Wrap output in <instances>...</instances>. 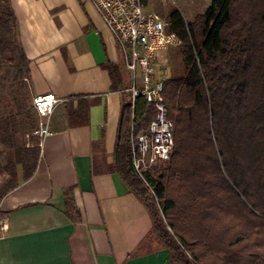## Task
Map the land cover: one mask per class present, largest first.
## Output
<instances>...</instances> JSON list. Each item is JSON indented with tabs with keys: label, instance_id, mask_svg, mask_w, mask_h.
<instances>
[{
	"label": "trees",
	"instance_id": "16d2710c",
	"mask_svg": "<svg viewBox=\"0 0 264 264\" xmlns=\"http://www.w3.org/2000/svg\"><path fill=\"white\" fill-rule=\"evenodd\" d=\"M167 20L182 40L183 73L167 80L164 91L176 126L175 151L169 165L160 167L161 175L151 176L160 199L165 198V220L132 169L131 124L134 114H144L141 100L134 114L131 104L123 106L109 171L145 204L153 222L148 241L155 237L169 250L170 264H264V0H214L190 24L179 10ZM6 52L13 55L10 61H18L19 77L28 80L17 17L11 0H0V55ZM104 68L112 90L124 89L119 66ZM20 98L14 97L18 115L11 111L0 117V141L6 147L10 138L37 126L36 114L24 111L27 96ZM73 100L67 107L70 125L84 112L74 111ZM11 149L4 167L9 181L0 189V201L16 185L15 156L24 168L28 162L29 179L40 155L38 141L32 148ZM65 193L74 207L73 189Z\"/></svg>",
	"mask_w": 264,
	"mask_h": 264
},
{
	"label": "crops",
	"instance_id": "0c3cea01",
	"mask_svg": "<svg viewBox=\"0 0 264 264\" xmlns=\"http://www.w3.org/2000/svg\"><path fill=\"white\" fill-rule=\"evenodd\" d=\"M11 3L34 97L53 93L64 103L33 176L25 178L28 162L24 168L19 157L13 160L16 185L0 201V264H170L169 250L148 241L153 222L145 204L109 171L126 103V87L113 91L104 68L119 66L126 83L113 34L88 0ZM70 99L74 111H84L74 125L67 117ZM28 132L10 138L9 147L0 141V189L9 181L4 167L11 146L37 142ZM70 188L74 207L67 204Z\"/></svg>",
	"mask_w": 264,
	"mask_h": 264
},
{
	"label": "built area",
	"instance_id": "2783aa9c",
	"mask_svg": "<svg viewBox=\"0 0 264 264\" xmlns=\"http://www.w3.org/2000/svg\"><path fill=\"white\" fill-rule=\"evenodd\" d=\"M88 1L95 6L116 39L124 65L132 77V86L125 88L122 93L130 95L133 114L137 102L141 100L145 104L142 117H151L147 128L138 131L141 118L133 115L130 153L134 174L142 180L159 205L161 199L151 176L153 169L169 164L172 160L175 151V122L169 118L164 96L168 79L162 78L158 71L167 67L169 51L181 48L182 40L169 29L166 20L146 9L143 0ZM63 103L64 100L53 93L34 98L37 126L27 137L37 139L40 148L52 136L53 117L57 107ZM2 230L6 231L7 227L3 226Z\"/></svg>",
	"mask_w": 264,
	"mask_h": 264
},
{
	"label": "rangeland",
	"instance_id": "374dc122",
	"mask_svg": "<svg viewBox=\"0 0 264 264\" xmlns=\"http://www.w3.org/2000/svg\"><path fill=\"white\" fill-rule=\"evenodd\" d=\"M214 0H143L144 6L150 12H154L158 14L162 19L167 20L169 13L173 10H179L183 15L184 19L188 24L192 23L195 17L199 14L204 13L212 4ZM169 23V22H168ZM181 48L173 49L169 51L168 58L169 63L167 67H162L159 69V75L166 79H170L172 77L179 76L183 73V68L181 64V57L179 55V51ZM7 56L3 57L0 55V117H7L10 115L11 111H14L15 115H18V110L15 106L14 97L20 98L21 100L27 96L26 106L24 107V111H29L34 113L33 109V100L34 93L31 86L30 78L26 80V78L19 77V65L18 61H10V56H13L11 53L6 52ZM122 57V55H121ZM122 63L124 65L123 57ZM125 70V87L130 88L132 86L133 80L131 75L129 74L127 68L124 65ZM9 93H13V96H9ZM7 94V96H5ZM125 101L130 104V95L125 93ZM34 115V114H33ZM151 120L150 116L141 117L140 125L138 126V131L145 130L147 128L148 122ZM20 121V117H19ZM20 130L23 128L22 125L18 127ZM176 130V126H175ZM26 137V136H25ZM131 137V132H130ZM131 140V139H130ZM169 164L158 166L152 171V176L157 179L161 172L160 167H167ZM166 196V194H165ZM165 199V198H164ZM163 199V200H164ZM160 200V199H159ZM163 200H160L159 205L156 203L162 218L165 220L163 214ZM173 214L170 213L169 220L172 221ZM171 218V219H170ZM171 226H174L170 223ZM174 228V227H173ZM150 241H157V238L153 237ZM161 244V243H159ZM163 245V244H162ZM191 254V253H190ZM212 254H215L212 252Z\"/></svg>",
	"mask_w": 264,
	"mask_h": 264
}]
</instances>
